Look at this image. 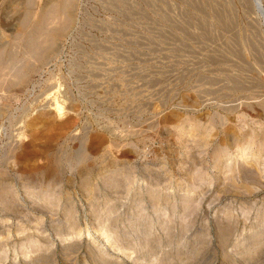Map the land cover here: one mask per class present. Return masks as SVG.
<instances>
[{
  "label": "rangeland",
  "instance_id": "1",
  "mask_svg": "<svg viewBox=\"0 0 264 264\" xmlns=\"http://www.w3.org/2000/svg\"><path fill=\"white\" fill-rule=\"evenodd\" d=\"M48 1L0 0V264H264V0H74L39 60Z\"/></svg>",
  "mask_w": 264,
  "mask_h": 264
},
{
  "label": "bare ground",
  "instance_id": "2",
  "mask_svg": "<svg viewBox=\"0 0 264 264\" xmlns=\"http://www.w3.org/2000/svg\"><path fill=\"white\" fill-rule=\"evenodd\" d=\"M256 5L258 4L256 3ZM73 7L74 0H59L54 3L48 1L33 31L28 36L29 48L33 57L42 60L45 59L46 54L55 52L57 41L73 22ZM28 21L26 16L21 25L26 26Z\"/></svg>",
  "mask_w": 264,
  "mask_h": 264
}]
</instances>
